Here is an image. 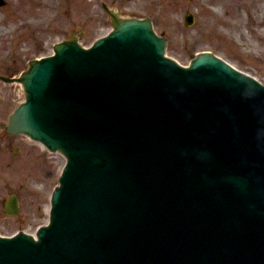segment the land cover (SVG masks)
Masks as SVG:
<instances>
[{
    "label": "water",
    "instance_id": "water-1",
    "mask_svg": "<svg viewBox=\"0 0 264 264\" xmlns=\"http://www.w3.org/2000/svg\"><path fill=\"white\" fill-rule=\"evenodd\" d=\"M72 44L74 48L76 43ZM164 45L149 22L128 21L118 25L106 42L108 52L95 47L66 54L71 47L62 44L57 56L35 61L25 73L29 99L12 115L11 128L64 148L71 162L51 227L40 231L39 242L23 235L0 239V264H19L14 249H3L17 242L24 251L21 264H213L227 253L250 264H264L263 181L249 194L247 222L255 223V240L246 237L239 247L224 239L227 251L216 243L221 225L190 224L191 217L203 219V213L217 219L201 200L208 189H216L215 179L226 176V188L230 185L231 191L234 187L245 196L241 188L251 181L248 172L264 178V145L249 149L236 131L243 113L234 115L229 108L223 119L203 112L211 102L213 109L218 107L214 83H220V90L237 108L250 106L252 100L261 102L264 94L258 95L257 85L252 92L247 85L240 93L232 82L246 76L228 67L233 73L223 75V64L214 58L185 70L162 56ZM185 105L186 113L181 110ZM191 121L188 142L207 137L200 148L212 158L224 155L218 150L228 149L230 163L206 161V175L178 164L177 136ZM197 160L192 163L200 167ZM138 162L159 169L161 181L154 182L155 170L152 174ZM104 178L109 180L105 185ZM213 196L207 195V203L217 211L220 201Z\"/></svg>",
    "mask_w": 264,
    "mask_h": 264
},
{
    "label": "rangeland",
    "instance_id": "rangeland-1",
    "mask_svg": "<svg viewBox=\"0 0 264 264\" xmlns=\"http://www.w3.org/2000/svg\"><path fill=\"white\" fill-rule=\"evenodd\" d=\"M6 1L5 5H0V33L6 34L7 40L0 43V48L5 46V57L12 64L11 69L24 67V63L28 65V58L50 53L52 44L67 38L70 29L80 36L83 44L89 45L101 32L99 27L107 25L108 17L102 7V2L106 1L123 12L131 9L133 15L153 16L156 29L169 37L168 53L180 62L188 64L194 52L212 49L264 81V18L259 16L257 22H249L247 13L256 11L244 4L249 0H240L241 4L234 3L235 0ZM187 10L197 14V22L191 28L183 23ZM209 10L231 22H214L216 18ZM259 11L258 8L256 13ZM240 34L246 38V43ZM21 59L24 62L14 63ZM10 93L13 109L23 98L18 83L11 84ZM11 145L10 169L3 170V166L0 169V231L12 233L20 227L33 231L48 219L50 193L64 160L61 156L46 157L39 144L22 135L12 137ZM14 146H21L24 155L14 156ZM3 180H8L10 186L5 187ZM13 192L20 197L22 213L7 217L3 201Z\"/></svg>",
    "mask_w": 264,
    "mask_h": 264
},
{
    "label": "bare ground",
    "instance_id": "bare-ground-1",
    "mask_svg": "<svg viewBox=\"0 0 264 264\" xmlns=\"http://www.w3.org/2000/svg\"><path fill=\"white\" fill-rule=\"evenodd\" d=\"M263 9H264V5H263V7H262ZM28 14H31V13H28ZM29 22H31V21H29Z\"/></svg>",
    "mask_w": 264,
    "mask_h": 264
}]
</instances>
